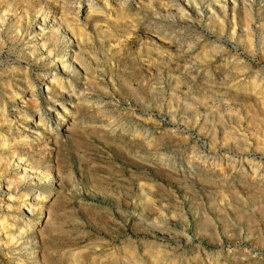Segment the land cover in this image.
<instances>
[{"label":"rangeland","instance_id":"obj_1","mask_svg":"<svg viewBox=\"0 0 264 264\" xmlns=\"http://www.w3.org/2000/svg\"><path fill=\"white\" fill-rule=\"evenodd\" d=\"M0 64V264H264V0H0Z\"/></svg>","mask_w":264,"mask_h":264},{"label":"bare ground","instance_id":"obj_2","mask_svg":"<svg viewBox=\"0 0 264 264\" xmlns=\"http://www.w3.org/2000/svg\"><path fill=\"white\" fill-rule=\"evenodd\" d=\"M2 22V21H1ZM5 23V22H4ZM18 35V34H17ZM32 58V57H31ZM1 65V64H0ZM47 67V66H46ZM62 70H63V72H65V75L68 73V71H69V66H63V68H62ZM10 71H12V70H10ZM15 72H17V71H15ZM14 71H12V72H7V73H3L2 75H1V77H0V79L1 80H4L3 81V83H6V84H9L10 86V89H8L9 87H1L2 88V91L3 92H5L6 94H8V95H12V97H13V94H14V85H15V82L16 81H14V80H17V75H16V73H15ZM70 72V71H69ZM19 73V72H18ZM23 73V72H22ZM24 74V73H23ZM25 76H28V73H26V74H24ZM25 76H20V77H23V78H21L20 79V81L19 80H17L18 82V85L20 86V88H28V87H30L32 90H34V91H32V95L35 93V86H33V85H31L30 84V80H29V78L27 79V77L26 78H24ZM19 77V76H18ZM21 80H23V81H21ZM24 80H25V82H24ZM43 82V80L41 81V83ZM1 85H3V84H1ZM17 85V84H16ZM1 88H0V90H1ZM52 91L53 90H51L49 87H47V89H46V92H47V94L48 95H52L53 93H52ZM56 94V93H55ZM15 96V95H14ZM11 97V98H12ZM14 98V97H13ZM12 98V99H13ZM56 98V97H55ZM68 99H70V98H68ZM78 99V98H77ZM15 100V99H14ZM75 100V98H73L72 99V101H74ZM35 103H33L32 104V107L35 109V108H37L38 107V105L36 104L38 101L37 100H35L34 101ZM36 104V105H35ZM6 107H3V111H6V109H5ZM38 110V109H37ZM40 111V110H39ZM5 113V112H4ZM40 117H42V115H40ZM41 119H43V118H41ZM40 126L42 125V126H44L43 125V123H42V120H40ZM41 126V127H42ZM2 147L4 146V145H1ZM1 147V148H2ZM4 148H6V147H4ZM4 150V149H3ZM5 151V150H4ZM21 153V152H20ZM2 154V153H1ZM15 156V155H14ZM1 163V162H0ZM5 175V174H4ZM18 183V182H17ZM9 186L8 187H13L14 186V184H13V182H10L9 184H8ZM16 185V184H15ZM8 190V189H7ZM7 230V229H6Z\"/></svg>","mask_w":264,"mask_h":264}]
</instances>
